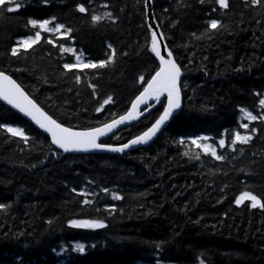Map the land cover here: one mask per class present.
I'll list each match as a JSON object with an SVG mask.
<instances>
[{"label":"trees","instance_id":"trees-1","mask_svg":"<svg viewBox=\"0 0 264 264\" xmlns=\"http://www.w3.org/2000/svg\"><path fill=\"white\" fill-rule=\"evenodd\" d=\"M18 2L19 11L0 16V71L64 126L92 129L124 115L158 70L146 0ZM228 5L154 0L157 23L186 76L182 111L147 148L63 155L0 102V126L28 137L0 127V264H264V208L236 204L245 192L264 203V0ZM29 19L51 20L49 31ZM57 24L65 29L55 31ZM37 31L41 39L31 48L18 46ZM77 55L105 66L65 68ZM242 109L257 119L244 120ZM162 111L161 104L104 143H127ZM236 133L251 139L233 144ZM198 135L210 137L223 159L191 143ZM72 220L106 227L73 228Z\"/></svg>","mask_w":264,"mask_h":264},{"label":"snow or ice","instance_id":"snow-or-ice-1","mask_svg":"<svg viewBox=\"0 0 264 264\" xmlns=\"http://www.w3.org/2000/svg\"><path fill=\"white\" fill-rule=\"evenodd\" d=\"M203 2V0H201ZM253 3L259 4L260 0H252ZM219 5L222 8L227 9L229 7L228 0H218ZM22 7V4L18 0H0V16H3L4 13H14L19 11ZM78 11L80 13H85L87 9L83 4L78 5ZM55 19L54 17L52 18ZM91 19L93 21H100L101 17L97 15H92ZM33 28L38 27L44 31H49L48 25L51 23V20L45 19L38 21L37 19H29L27 21ZM218 25V21L211 20L210 26L215 29ZM61 29H65L63 24H57L55 26V31L59 32ZM71 29H66L67 33H71ZM41 39L40 31L35 33L34 38L29 36L25 39L18 41V46L27 50L32 47L33 44L38 42ZM151 51L155 54V57L159 59L158 70L155 71V74L147 81V86L143 89V92L139 97H137L136 102L132 105L133 110L137 108L140 104H147L150 100H155L161 102V97L166 98V105L161 102L163 107L162 114L159 115L158 119L155 120L154 124L145 131L142 135L132 139L128 143H125L119 147H113L105 143H98L101 136H104L107 132H110L114 127L119 124H122L127 119L133 118V113L129 112L127 116H121L119 120H113L110 124H105L102 128H92L84 131H74L70 127H64L61 123H58L46 112H44L29 96L23 91L19 84L11 78V76L6 75L3 71H0V99L7 102L13 108L18 109L24 115L31 118L41 129L45 132L51 134L52 144L58 146V148L63 149L65 152L69 151H90L93 149L98 150H107L111 152H124L125 149L137 145L147 143L156 133L161 129V127L169 120L173 112L181 107V87H180V77H181V68L178 64L171 58L172 53L168 52V59H166L162 54L161 50L157 43V34L155 32L151 35ZM51 43V41H49ZM68 51V49H64ZM13 56L17 55V48L11 50ZM105 62L101 61L99 65L96 63H83L79 57H77V63L71 64L67 63L64 65L65 68L71 70L73 68H97L104 67ZM79 81L80 77H76ZM143 76L140 77V80L143 81ZM111 98L105 100L104 103L107 104ZM261 106H264V99L259 101ZM99 111V109H97ZM246 119L254 121L257 119V116L253 115L252 112L242 109L241 110ZM4 127L8 133L12 136H19L27 142L28 137L24 134L23 130L19 127L11 126H0ZM243 127L247 128L248 125L245 124ZM208 137H198L193 139L191 143L197 144L198 140H207ZM251 137L242 136L239 133L235 134V138L232 143L236 144L247 143ZM221 147L225 145V141L221 139L219 141ZM205 151H211V154L216 157V159H223L221 156H217L215 149L210 147L206 148ZM187 155V153H185ZM107 191V190H106ZM81 195H86L81 193ZM113 199L120 200L122 197L117 193H112ZM245 200L251 201V206L256 208L257 206L264 208V203H261L257 196L252 195L248 192L243 193L240 198L236 200V204L240 205ZM85 204H88L89 201L85 200ZM5 206L0 205V209H3ZM71 227L73 228H88V229H102L106 225L100 220H72ZM159 247V245H157ZM74 250L78 253H83L85 251V246L81 243H76Z\"/></svg>","mask_w":264,"mask_h":264},{"label":"water","instance_id":"water-1","mask_svg":"<svg viewBox=\"0 0 264 264\" xmlns=\"http://www.w3.org/2000/svg\"><path fill=\"white\" fill-rule=\"evenodd\" d=\"M146 13H147V22H148V26H149V30L151 32V35L153 32H155L157 34V43H158V46L161 50V54L166 58L168 59V52L171 50L169 49L168 45H167V42L165 40V37L163 35V32L159 26V24L157 23V20H156V17H155V9H154V0H146ZM151 46H152V41H151ZM151 46H150V49H151ZM152 52V51H151ZM172 53V52H171ZM153 56L155 57V54L152 53ZM156 58V57H155ZM176 63V59H175V56L173 55L172 53V57H171ZM156 60L158 61L159 63V59L156 58ZM178 64V63H177ZM179 66V65H178ZM181 77H180V87H181V84H182V81H183V78L186 76V74L181 70ZM6 74V73H5ZM8 75V74H6ZM12 78V77H11ZM13 79V78H12ZM14 80V79H13ZM17 83V82H16ZM18 84V83H17ZM147 86V84H146ZM145 86V87H146ZM21 87V86H20ZM144 87V88H145ZM22 88V87H21ZM23 89V88H22ZM23 91L25 92V90L23 89ZM143 92V90H142ZM141 92V93H142ZM26 93V92H25ZM141 93L137 96L139 97L141 95ZM27 94V93H26ZM28 95V94H27ZM29 96V95H28ZM137 97L136 99L132 102L129 110L124 114V115H121V116H127L129 112H132L133 113V118L131 119H127L125 120L124 123L122 124H119L117 125L116 127H114L110 132H107L104 136H101L98 143H104L105 140H107L109 137L113 136L114 134H116L117 132H119L120 130L124 129V128H127V127H131L133 125H136L138 122H140L141 120H143L146 116H148L151 112H153L155 109H157V107L159 105H161V102H164L165 101V105H166V98L165 97H161V102H157L155 100H150L148 101L147 104H140L137 106V108L135 110H133V107L132 105L136 102L137 100ZM30 99H32L30 96H29ZM33 100V99H32ZM34 101V100H33ZM0 102L3 103L4 105H6L7 107H9L10 109H12L13 111L17 112L19 115H21L24 119H26L28 122H30L38 131H40L41 133H43L44 135H46L50 140H51V134L50 133H47L45 132L43 129H41L39 127V125H37L34 121L31 120L30 117L24 115V113L20 112L18 109L16 108H13L11 105L7 104L6 101L0 99ZM36 103V102H35ZM37 104V103H36ZM38 105V104H37ZM39 106V105H38ZM40 107V106H39ZM41 108V107H40ZM182 108H183V94H182V89H181V107L177 110H175L172 114V116L169 118V120L161 127V129L156 133L155 136H153L147 143H143V144H137V145H133L127 149L124 150V152H111V151H107V150H98V149H93V150H90V151H87V152H84V151H69V152H65L63 149H60L58 148V146L52 144L55 148H57L59 151H61L63 153V155H66V154H76V155H112V156H122L123 154L125 153H128V152H131V151H134V150H137V149H140V148H147L149 147L150 145H152L156 140L157 138L160 136V134L170 125V123L172 122V120L180 114V112L182 111ZM42 109V108H41ZM44 112H46L44 109H42ZM163 112V111H162ZM47 113V112H46ZM48 114V113H47ZM162 114V113H161ZM49 115V114H48ZM50 116V115H49ZM120 116V117H121ZM120 117L114 119V120H119ZM54 119V118H53ZM55 120V119H54ZM58 122V121H57ZM112 121L106 123V124H110L112 123ZM59 123V122H58ZM63 125V124H62ZM105 125V124H104ZM104 125H101L99 127H96V128H102ZM64 126V125H63ZM64 127H67V126H64ZM73 129V128H72ZM149 129V128H148ZM147 129V130H148ZM74 131H84V130H89V129H84V130H78V129H73ZM146 130V131H147ZM145 132V131H144ZM143 132V133H144ZM143 133H141L140 135H142ZM138 135V136H140ZM136 136V137H138ZM136 137H133L132 139H135ZM131 139V140H132ZM130 140V141H131ZM52 142V141H51ZM129 142V141H128ZM127 142V143H128ZM113 147H119L121 145H118V146H114V145H111Z\"/></svg>","mask_w":264,"mask_h":264},{"label":"rangeland","instance_id":"rangeland-1","mask_svg":"<svg viewBox=\"0 0 264 264\" xmlns=\"http://www.w3.org/2000/svg\"><path fill=\"white\" fill-rule=\"evenodd\" d=\"M49 26H50V24L48 25V28H49ZM34 38V37H33ZM20 47V46H19ZM77 57H79L80 58V60L83 62V63H85V61H84V59L80 56V55H77L76 56V59H77ZM88 63V62H87ZM246 118H245V116H244V120H245ZM246 120H248V119H246ZM248 121H250V120H248ZM241 123H242V125H244V122H243V120L241 121ZM242 136H245V135H242ZM198 137H208V136H204V135H198V136H194V137H192L191 139L193 140V139H197ZM197 145L198 146H201L204 150L206 149V148H208V147H210L211 149H213V146H212V143H211V141H210V137H208V139L207 140H198V142H197ZM253 195V194H252ZM241 196V195H240ZM240 196L238 197V198H240ZM245 202H249L250 204H251V201L250 200H245L243 203H245ZM242 203V204H243ZM257 207H259V206H257ZM84 229H88V228H84Z\"/></svg>","mask_w":264,"mask_h":264},{"label":"flooded vegetation","instance_id":"flooded-vegetation-1","mask_svg":"<svg viewBox=\"0 0 264 264\" xmlns=\"http://www.w3.org/2000/svg\"><path fill=\"white\" fill-rule=\"evenodd\" d=\"M57 264H69V262L65 261H58Z\"/></svg>","mask_w":264,"mask_h":264}]
</instances>
